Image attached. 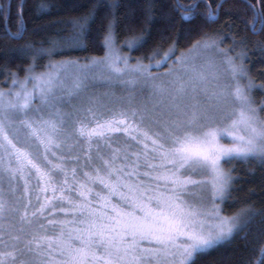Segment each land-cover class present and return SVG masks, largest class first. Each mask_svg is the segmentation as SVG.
Segmentation results:
<instances>
[{"label": "snow or ice", "instance_id": "snow-or-ice-1", "mask_svg": "<svg viewBox=\"0 0 264 264\" xmlns=\"http://www.w3.org/2000/svg\"><path fill=\"white\" fill-rule=\"evenodd\" d=\"M206 7L207 18L217 19L222 4L216 9L211 4ZM174 8L182 20L194 19L200 14V0L191 4L177 0ZM11 9V0L7 6L0 4L4 32L22 39L27 31L23 0L18 4L15 32L7 27ZM257 15L264 28V12ZM94 19L90 12L73 20L68 47H87ZM114 24L109 20L104 29V56L87 57L84 62L79 58L50 61L40 73L32 63L23 77L9 72V87L0 88V264H197L201 254L229 240L252 215L246 211L222 216L216 203L229 194L235 179L224 162L258 159L264 164V118L260 116L264 102L257 105L252 96L264 84L257 85L249 76L243 63L246 53L238 54L237 63L210 38L196 41L188 50L215 47L224 52L236 81L231 95L238 107L226 121L217 123L211 113L219 93L200 87L209 73L197 69L194 57L176 56L174 41L162 54L159 48L149 54L147 64L145 58L130 64V57L116 47ZM252 28L256 31L255 24ZM146 37L144 31L124 44L129 51L136 50L147 43ZM219 39L222 42L223 37ZM12 51L31 55L35 61L31 44ZM173 58L177 67L170 65L163 73L172 77L169 89L163 82L155 83L151 68ZM140 79L152 82L151 108L146 102L137 106L129 102L115 111L100 94H88L97 81L135 85ZM118 132L126 133L129 140L114 145L110 137ZM226 139L229 143L223 142ZM66 161L75 164L69 168ZM33 179L39 192L52 193L42 200L37 193L38 207L22 199ZM20 181L23 192L16 197ZM5 182L7 189L2 187ZM207 189L210 206L201 195ZM52 213L65 214L64 219L47 220L52 235L46 234L48 228L42 223L38 228L44 234L36 230L26 234L25 226ZM260 251L264 255V246Z\"/></svg>", "mask_w": 264, "mask_h": 264}, {"label": "trees", "instance_id": "trees-1", "mask_svg": "<svg viewBox=\"0 0 264 264\" xmlns=\"http://www.w3.org/2000/svg\"><path fill=\"white\" fill-rule=\"evenodd\" d=\"M9 0H0L7 6ZM23 19L27 31L22 39H12L4 32L0 21V83L5 86L9 72L24 76L27 65L35 63L41 69L53 55L55 59L101 56L104 29L114 20L117 42L122 49L126 39L147 32V43L132 50L136 58H145L159 48L161 54L176 41L175 55L207 37H223L222 46L234 53L243 52L249 75L257 84H264V28L256 23L257 13L264 12V0H200V9L194 19L182 20L175 10L177 0H23ZM194 0H179L191 4ZM20 0H11L12 15L7 27L17 30V11ZM207 4L216 9L222 4L217 19L207 18ZM150 14L151 21L147 19ZM93 13L86 48H70L73 20ZM255 24L256 31L252 25ZM179 36V39L177 37ZM220 40V39H219ZM31 44L32 56H20L12 49ZM41 49L45 51H40ZM160 57L157 56L156 59ZM174 59V58H173ZM258 101L264 98V88L254 90ZM235 177L225 202L224 212L234 214L248 211L252 215L246 226L229 240L209 249L197 258V264H260L264 259L260 249L264 246V164L258 159H234L225 162Z\"/></svg>", "mask_w": 264, "mask_h": 264}, {"label": "rangeland", "instance_id": "rangeland-1", "mask_svg": "<svg viewBox=\"0 0 264 264\" xmlns=\"http://www.w3.org/2000/svg\"><path fill=\"white\" fill-rule=\"evenodd\" d=\"M207 38L215 39V37H207ZM205 39L206 38L199 40V41L203 43ZM216 40L219 43V48L227 49L228 55L234 57L237 63H239L240 58L238 54L241 52L239 51V52L234 53L230 48H226L222 46L221 41L219 39H216ZM122 45L125 46L124 43ZM116 47L117 49L121 51L122 54L128 55L130 57V60H129L130 64L136 63L137 58L132 55V51H129V48H127L128 49L127 51L122 49L121 45L117 42V38H116ZM190 48L182 51L181 53H188V50ZM181 53L179 54V56L181 55ZM188 54L190 57L195 58L194 62L198 70L201 67H203L209 73L208 79L205 82L201 83L200 87L206 88L209 92L215 91L219 93V101L218 102L213 101L214 104H217V107L212 111L211 114L214 116L217 123L222 122V120L226 121L230 117V114L232 113L233 109L238 107V105L236 104L234 97L231 95V88L234 87L236 81L233 80L231 77V70L229 69L227 63L224 60V52L219 51L215 47L207 48V49L200 47L196 52H192ZM104 55H105V52L101 56H93V57H102ZM64 59H69V58H64ZM60 60H63V59L58 60V59L53 58V55H51V57H49L45 66L41 69L37 68L35 63L33 62L35 65V71L37 73L44 72L46 71V66L49 64L50 61H60ZM84 61L85 59L81 60V62H84ZM144 63L147 64L148 62H144ZM243 63L246 66L245 59H243ZM170 65L173 68L177 67L173 59V61H169L168 63L163 64L160 68H157L155 66L151 68V71L157 77L155 83L160 84L161 82H163L164 87L169 88V89L172 87V85L169 83L172 80V77H166L163 75V73L169 70ZM128 78H129L128 75H125L123 77V79L125 80H127ZM244 82H245L244 80H241V83H244ZM9 83H10V78L8 77L6 85L3 86L0 83V88L7 89L9 87ZM254 90L252 93L253 99L255 103L259 105L260 103L264 102V98L258 101L255 97ZM153 91L154 89L152 87V82L149 81L145 83L143 79L138 80L135 83V85L120 84L119 82H116L115 80L111 84H106L104 81L101 80V81L95 82L94 86L90 88L88 94H92V93L100 94L101 98L103 99L104 103L106 104L108 108L113 109L115 111H119L122 107L127 106L129 102H131L133 106H137L141 104L142 102H146L148 103V107L151 108L152 100L150 99V95L153 93ZM105 93H107V95H104ZM198 98L201 101L205 99L203 94H200ZM75 102L76 101H73V103ZM65 110H68V108L66 107ZM260 116L261 118H264V112H261ZM110 139L114 145H117V143L119 144L125 143L126 141L129 140V137L127 136L126 133L118 132V133H112ZM223 142L229 143L227 139L224 140ZM66 164L69 168H71L74 166L75 162L66 161ZM223 167L226 170H229V168L225 165V162L223 163ZM2 187L4 189H7L8 184L5 182L2 185ZM22 192H23V181H20L17 191L15 193V196L21 197ZM37 193H39L41 200L43 199L45 195L52 194L51 191H48L46 193L39 192V189L36 188V181L35 179H33L31 184L29 185V193L27 197L22 198L23 202L26 203L28 200H31L33 204H35V206L38 207L39 205L36 204ZM5 195L7 196L9 200L13 199V196L11 193L5 192ZM201 195L204 197V201H203L204 204L207 206H210L211 205L210 189L205 190ZM228 196L229 194L225 197L223 201L219 199L216 200V203L220 206V213L222 216L231 217V216L246 212L242 210L234 214H226L224 212V207H225V202L228 199ZM57 206L60 207L62 205L58 203ZM48 211L50 212L51 210L49 209ZM64 218H65V214L63 213H52L51 216L39 217L38 220L34 219V222L31 227L25 226V232L26 234L31 235L32 231L36 230V231H41V234H44L42 230L38 228V224L42 223V224H45V226L48 228V231L46 234L52 235L54 230L51 225H47V220L48 219L59 220V219H64ZM55 230L58 231V229H55ZM235 233L236 232H234V234Z\"/></svg>", "mask_w": 264, "mask_h": 264}, {"label": "water", "instance_id": "water-1", "mask_svg": "<svg viewBox=\"0 0 264 264\" xmlns=\"http://www.w3.org/2000/svg\"><path fill=\"white\" fill-rule=\"evenodd\" d=\"M219 10H220V8H219ZM258 20H259V16L257 15V18H256V23L258 22Z\"/></svg>", "mask_w": 264, "mask_h": 264}]
</instances>
